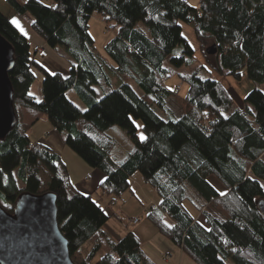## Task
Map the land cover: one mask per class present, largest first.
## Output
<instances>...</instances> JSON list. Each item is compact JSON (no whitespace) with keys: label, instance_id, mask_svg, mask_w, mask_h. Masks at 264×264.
I'll return each mask as SVG.
<instances>
[{"label":"trees","instance_id":"trees-1","mask_svg":"<svg viewBox=\"0 0 264 264\" xmlns=\"http://www.w3.org/2000/svg\"><path fill=\"white\" fill-rule=\"evenodd\" d=\"M47 1L6 3L16 15L30 17L46 45L64 49L68 74L46 69L0 11V34L14 49L10 80L17 117L0 140V205L13 213L22 193H52L76 264H154L134 233L118 243L101 233L120 216L79 192L62 158L30 140L31 129L46 118L74 153L105 175L97 192L111 198L109 205L130 190L131 177L140 172L160 199L147 219L194 264H264V216L258 207L264 200V93L251 91L241 109L221 81L204 79L200 70L179 74L189 86L184 98L167 85L173 69L196 62L197 49L183 25L192 27L199 51L213 57L221 74L234 80L245 74L264 84V0H201L197 8L185 0ZM94 14L115 31L105 54L90 33ZM39 74L53 86L47 101L30 93ZM72 89L85 111L68 99ZM176 97L184 109L180 116L172 107ZM114 126L134 145L122 161L110 154L107 132ZM88 243L94 247L81 259Z\"/></svg>","mask_w":264,"mask_h":264},{"label":"rangeland","instance_id":"rangeland-1","mask_svg":"<svg viewBox=\"0 0 264 264\" xmlns=\"http://www.w3.org/2000/svg\"><path fill=\"white\" fill-rule=\"evenodd\" d=\"M21 3H25L28 0H19ZM42 2H44L45 4H50V1L47 0H40ZM189 3V5H191L192 7H199L200 5V1L201 0H185ZM0 11L10 19V21L13 23V20H15L17 23H13V25H15V27L17 29H19L22 33L25 32H31L34 36L35 33L31 28V19L29 16H19L16 15L14 13V11L9 7V5L6 3V0H0ZM90 33L92 35V37L95 40L96 43V47L98 48V50L102 53L105 54V46L106 44L114 37L115 35V31H110L108 29L107 23H105L103 21V19L98 15V14H94L93 17L91 18L90 21ZM183 33L184 36L188 39V41L190 42V44L194 47V49H197L196 51V62H194L191 65H185L181 68L178 69H173V74L170 77V79L167 81V85L169 88L175 90L176 86H180V92L178 94V96L180 98H184L189 90V86L188 83H186L185 81H183L182 79H180L179 74H192L194 72H197L198 70L201 71V76L204 79H213V80H217V81H221L223 84H225L230 93L231 96L234 100V105L237 108H244L245 104H244V100L247 97V95L253 91L254 89H258L260 91H262L264 93V84H257L254 83L250 80L247 79L246 75L244 74L242 79L240 80H234V78L230 75H224L225 73L223 72V74H221L219 71H217L216 69V65H215V61L213 60L212 56H207L205 57L204 54H202L201 51H199V44L197 43L195 37H194V33L193 31H190L189 26L188 25H183ZM38 41H40L41 44H43L46 48V50L48 51V53H50L51 58L53 59V61L57 64H62L63 66H65L67 68V73L68 74L70 68H71V62H70V57L69 55L64 51L63 48L61 47H57L55 49L50 48L48 45L42 43V39L40 37H36ZM41 39V40H40ZM37 45V44H36ZM38 61L45 67H48L50 71H52L53 66L52 65H48L47 66V61L38 58ZM205 66L204 70L202 67ZM226 72V71H225ZM119 84V83H118ZM116 84V86L118 85ZM132 86L134 87V89L141 94V90L136 86V84H132ZM31 95H39L38 94V83H35L34 88H32V90L30 91ZM67 97L68 99L73 102L77 107H79L81 110L85 111L87 108L85 107V105L80 101L77 93L72 89L69 92H67ZM102 97V94L100 93L99 98ZM38 99L41 101V96L39 95ZM172 107L173 109L176 111L177 116L182 115L184 109L182 106L181 101L176 97L173 99L172 101ZM46 121V123H49L50 121L48 119H44ZM43 123V122H42ZM38 124L36 125L34 128L31 129V131L29 132V138L32 142H39V136L40 134H43L44 130V124ZM137 126H138V136L140 138V140H145L146 139V132L144 130L143 127V123L141 121H137ZM108 136H110L112 138V146L110 148V154L111 157L115 160V161H122L124 159V157L133 149L134 145L132 140L130 139V137L127 135V133L120 127L118 126H114L112 127L108 132H107ZM69 152H71L72 154L76 155L71 149H69ZM67 157V156H66ZM81 158V157H79ZM68 159V158H67ZM81 160L83 162H85L82 158ZM68 162H71L68 159ZM85 166H88V168L90 169V173H93V170L91 167H89V165L85 162L84 163ZM72 167V166H71ZM17 174V171L15 172ZM79 173V172H78ZM134 178L131 179V182L133 183V186L135 188L139 189V185H137L135 182L137 180H139L140 184L142 186L145 185L144 181H143V176L140 172H137L134 174ZM212 183L222 192H224V189L222 187V185L215 179V177L211 178ZM19 185L22 187L23 184L21 182H19ZM147 188L153 193V197H150L153 199V201L158 202L159 196L157 195V193L155 192V190H153L152 187L147 185ZM144 194L139 193V199L143 201V203H148L150 201V199L147 197L145 198L143 196ZM127 197L130 196V192L127 193L126 195ZM102 196L99 194H95L93 196V198L97 201H99V203L105 207H107L108 211L111 213L112 212V208H110L108 206V202L107 199H102ZM127 199V198H126ZM120 215V213H118ZM125 221H120L121 223H124L126 225H133L130 223V219H132V217L129 216H125ZM198 217H200V215H198ZM113 220H115V217H112ZM119 219V218H118ZM137 225V224H136ZM165 238V237H163ZM150 245H152V243H150ZM94 247L93 244L89 243V245L84 246L82 251H81V256L80 258H85L87 256V254L89 253V251ZM105 253V252H103ZM168 255L164 256V260H170L171 259V255H170V259L167 258Z\"/></svg>","mask_w":264,"mask_h":264},{"label":"water","instance_id":"water-1","mask_svg":"<svg viewBox=\"0 0 264 264\" xmlns=\"http://www.w3.org/2000/svg\"><path fill=\"white\" fill-rule=\"evenodd\" d=\"M14 65L13 46L0 34V140L17 123L10 80ZM258 207L264 216V200ZM57 213V198L52 193H22L13 213L0 205V264H76Z\"/></svg>","mask_w":264,"mask_h":264},{"label":"crops","instance_id":"crops-1","mask_svg":"<svg viewBox=\"0 0 264 264\" xmlns=\"http://www.w3.org/2000/svg\"><path fill=\"white\" fill-rule=\"evenodd\" d=\"M189 29L190 31H193L192 27H189ZM22 34L29 41L33 42L34 44L42 46L46 50L45 46L41 44L40 41L37 40L36 37L38 36L36 34H35L36 36H34L31 32H25ZM41 41L42 43L45 44L43 40ZM43 60L47 61V66L48 65L53 66L54 69H52V71H50L48 67L44 66L51 73H57V72H60L62 74L67 73V68L62 64L55 63L51 58L50 53H48V57ZM224 73H225L224 75H228L227 72L224 71ZM35 83H38V94L42 98L41 101H47V99L49 98L48 96L51 94V92H53L52 83L49 82L48 79L44 78L42 74L38 75V79ZM35 83L32 85L30 91L32 90V88H34ZM223 85L230 93L228 87L225 84ZM39 95H35V97L38 99ZM44 119L40 120L36 124L38 125L42 122H43L42 124H44L45 131L43 132V134L38 135L40 138L39 142H43L46 145H48L62 158V160L64 161V163L68 168L71 182L75 185L76 189L79 192H81L84 195H91V196H94L95 194H99L97 190L100 184L105 180V175L100 170L97 169H94L93 173H90V169L88 168V166H85L84 164L85 162H83L81 158H79V156H75L74 154L69 152L70 148L65 143L64 135L59 133L50 122L46 123ZM67 158L71 162H68ZM89 176H91V178H88ZM134 176L135 175H133L131 179L134 178ZM135 183L140 186L139 189L135 188L132 183L130 190H128L120 197H118L115 200V203L111 204L110 206H109V203L111 201L110 197L103 195L101 198L103 200L107 199L108 206L112 208L111 213H114L117 216L125 215L132 218H139L140 222L137 225L130 226L121 223L118 217L114 216L115 220L111 218L104 225V227H102L100 232L105 234L114 243H118L128 233H134L138 238V240L140 241L142 250L146 253V255L152 260L154 264H194L186 255H184L181 248L175 246L166 238H163V236L158 233L156 228L147 219L148 209L150 208V205L154 204L157 206L160 203V199H158V202H155L153 201L152 198H150L153 197V193L147 188L148 184L145 181H144L145 183L144 186L140 184L139 180H137ZM128 192H130L129 197L126 196ZM139 193L144 194L143 196L145 198L148 197L150 201L148 203H143V201L139 199ZM118 213H120V215ZM150 243H152V245H150ZM87 245H89V243L86 244L85 246ZM166 255H171L172 256L171 259L165 261L163 257Z\"/></svg>","mask_w":264,"mask_h":264},{"label":"built area","instance_id":"built-area-1","mask_svg":"<svg viewBox=\"0 0 264 264\" xmlns=\"http://www.w3.org/2000/svg\"><path fill=\"white\" fill-rule=\"evenodd\" d=\"M108 29L110 31H114L113 26H108ZM27 45H28V47L32 48L34 50V52L36 54H38V56L40 58H47L48 57L47 51L42 46L36 45V44H34V43L30 42V41L27 42ZM180 89H181L180 86H176L175 87V93L180 92ZM88 178H91V176H89ZM150 207L156 208L157 206L154 205V204H151ZM119 220L120 221H125L126 219H125L124 216H120ZM129 221H130L131 224L136 225V224H138L140 222V219L139 218H132ZM167 258L170 259V255H168Z\"/></svg>","mask_w":264,"mask_h":264},{"label":"snow or ice","instance_id":"snow-or-ice-1","mask_svg":"<svg viewBox=\"0 0 264 264\" xmlns=\"http://www.w3.org/2000/svg\"><path fill=\"white\" fill-rule=\"evenodd\" d=\"M13 23H17L15 20H13Z\"/></svg>","mask_w":264,"mask_h":264}]
</instances>
